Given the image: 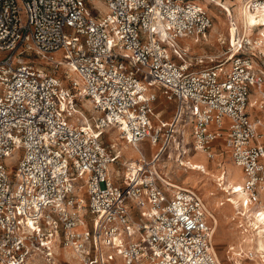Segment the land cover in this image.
<instances>
[{"label": "built area", "instance_id": "built-area-1", "mask_svg": "<svg viewBox=\"0 0 264 264\" xmlns=\"http://www.w3.org/2000/svg\"><path fill=\"white\" fill-rule=\"evenodd\" d=\"M92 1L104 8L0 0V264H57V249L79 264H221L205 200L173 187L159 165L182 143L190 146L183 155L208 161L225 149L245 178L244 207L259 209L261 44L234 30L231 46L212 58L190 56L183 42H209L213 17L195 3L259 18L264 0ZM36 60L62 68L68 85ZM163 101L175 105L169 121L155 113ZM111 129L140 155L115 178L120 154L103 142ZM144 144L157 152L147 158Z\"/></svg>", "mask_w": 264, "mask_h": 264}, {"label": "rangeland", "instance_id": "rangeland-1", "mask_svg": "<svg viewBox=\"0 0 264 264\" xmlns=\"http://www.w3.org/2000/svg\"><path fill=\"white\" fill-rule=\"evenodd\" d=\"M90 2L94 3L92 0H90ZM94 4L99 9L104 8L103 5L99 2H95ZM195 4L208 10L209 14L213 17L214 25L212 30L209 32V42L207 44L197 46L193 44V42L188 40H185L183 42L184 44L190 43L191 46H193L190 56L193 57L208 56L213 58L214 56L223 55L227 51V48L231 46L232 32L234 30L242 31L240 29V24L238 23V21L234 16V12H233L234 8L230 9L231 10L230 16H227V13L226 11H224V9L216 5H210L206 1H202V4L199 3H195ZM258 29L252 31L253 32L252 35L254 36V39H255V35L259 31ZM33 58L34 56H32L31 54H27L26 56L27 60H31ZM55 58H58V56L56 55ZM36 63L38 65H42L43 67H46V69L51 73H56L55 75H57L63 81H65V85H68V79L65 76L64 70L62 68H58L57 70H54L52 66H49L51 64H54V62H49V64L46 65L47 64L46 61L41 62V60H36ZM80 104H81L80 106H83L86 110H90L89 103L84 101V103L80 102ZM161 112H163V114L161 115L160 120L168 121L174 115L175 112L174 103H170L166 101L160 103L156 107L155 113H161ZM157 123L158 121H156L155 125H157ZM187 136H188V132H187ZM188 141L189 143H191L190 136L188 138ZM103 142L105 143V145L111 147L113 149L112 150L113 152L120 154L119 163L116 164L115 166L116 169L112 168L111 170L112 176L114 178H115L116 170L120 171L122 174L123 171L125 170L124 164L131 161H135L136 159L139 158V155L136 153V151L129 146L127 141L121 138L120 134L115 129L108 130L103 134ZM141 148L145 153H147V158H150L152 153L157 152V148L154 147L150 148L147 144L142 145ZM183 148H187L190 150V146L188 144L184 145V143H182V147L180 150H176V148H172V149L169 148L161 157L159 171L161 172L163 177H165L168 181H170V183H176L185 188H192L194 183L199 185H202L203 183H207L210 187V192H215L218 194L216 197L209 196L208 192L203 193L197 190L195 191H197L201 195V197L205 200L208 209H210L212 213H214L216 220H218L219 222V225L215 229V233L213 236L214 238L213 244L218 252V255L222 263L235 264V260H238L241 264H258L256 260L255 261L247 260L249 256L248 254L253 256L255 254V250L252 247L253 244H249V245L244 244L243 247H241V244L239 245L238 241L236 240V236H238V234L239 235L241 234L238 232L235 235L234 232L236 231L235 230L236 225L235 223H231L229 221V219L233 217L235 213V209L232 210V208H229L228 205L226 207L216 209L217 202L219 201V199L225 200L226 198V195L223 192L216 191L221 189L218 187V182L216 180L206 178L200 172H195L192 170H188L187 168L180 167V163L181 160L187 162L190 161L191 158L196 159L198 161L201 159H206L208 162V169L211 172L217 174L218 177L220 176L221 171L224 172L226 171L229 177L237 180H240L241 177H243L242 171L237 167H235L231 154L225 149H221L219 151L218 156L214 160L208 161V159L204 155L201 154L199 155L194 151L192 152L190 151V153H188L187 155H183L182 152ZM17 157L18 155H15L12 159L7 161L6 164L12 168L17 164ZM219 164L221 165L220 169L218 167ZM262 195H264V193ZM261 200H262V196H261ZM210 223H212L211 224L212 226L214 225L213 221H210ZM248 234L242 233L241 236L248 235L251 236L250 238H252L253 240L255 239L256 233L254 232L253 228L249 230ZM239 248L243 249L242 256L245 255L247 256L241 259L239 258L235 259L233 253H236ZM248 249H252V251ZM57 254H58L57 264H79L77 260L73 259L71 256L68 257L66 253L63 252V250L61 249H57ZM28 264H44V263L40 259H35L29 262ZM115 264H122V262L118 260Z\"/></svg>", "mask_w": 264, "mask_h": 264}, {"label": "bare ground", "instance_id": "bare-ground-1", "mask_svg": "<svg viewBox=\"0 0 264 264\" xmlns=\"http://www.w3.org/2000/svg\"><path fill=\"white\" fill-rule=\"evenodd\" d=\"M205 7H207V6H205ZM233 12H234V16H235L236 20L240 24V29L242 31H243V29H245V34L249 35L250 37L253 36L252 31L254 30V27H260L264 24V16H260L258 18L257 16H255L251 13L243 11V9L239 6L234 7ZM254 40L256 43L261 44V46L259 47L260 52H264V28H259V31L255 35ZM85 102L89 103V105H90L89 101H85ZM184 135L187 136V131L185 132ZM118 140H119V138H118ZM136 153L139 155V153L137 151H136ZM198 154L200 155L201 153H198ZM201 155H204L206 157L205 154H201ZM139 158H140V155H139ZM180 167H184V168H187L188 170H192L195 172H200L206 178L216 180L218 182V187L221 189L216 190V191L223 192L226 195V198H225V200L219 199V201L217 202V208L216 209L226 207L227 205L229 208H232V210L235 209V213H234L233 217H231L229 220L231 223H235V225H236L235 230L237 232L236 231L234 232L235 235L238 232L241 235H242V233L248 234L249 230H251L253 228L254 232L256 233L254 240L252 238H250L251 236H248L249 234L243 235V236L238 234V236H236V240L238 241L239 245L241 244V247H243L244 244H246V245L253 244L252 247L255 250V254H254V256L248 254L249 256H248L247 260H250V261L256 260L258 264H264V202H263V195H262V201H261V204L259 206V209L255 208L254 206L244 207V203L248 199L247 194L244 191H242V187L244 185V180H245L244 175H243V177H241L240 180H237V179L229 177V175L227 174L226 171L225 172L221 171V174L218 177L217 174L211 172L208 169V162L206 159H201L198 161L196 159L191 158V160L187 161V162L181 160ZM218 167L220 169L221 165L219 164ZM235 167L240 169L236 165H235ZM172 169H173V167H172ZM223 172L225 173L224 177H222V174H224ZM171 185L175 188H185V187H182L176 183H171ZM185 189H193V190H197V191H200L203 193L208 192L209 196H211V197H216L218 195L215 192H210V187L207 183H203L202 185L194 183L192 188H185ZM258 211H261V213L258 214ZM209 213L211 216V220L214 222L215 229H216L219 225V222H218V220H216L214 213H212V211L210 209H209ZM248 250L252 251V249H248ZM215 251L217 253V256H218L220 263L223 264L216 249H215ZM63 252H65L68 257L71 256L73 259L77 260L74 256V254L72 252H70L69 250L64 249ZM242 252H243V249L239 248L236 253H233V256L235 257V259H238V258L241 259V258L247 256V255L242 256ZM77 262H78V260H77ZM235 264H241V263L238 260H235Z\"/></svg>", "mask_w": 264, "mask_h": 264}, {"label": "crops", "instance_id": "crops-1", "mask_svg": "<svg viewBox=\"0 0 264 264\" xmlns=\"http://www.w3.org/2000/svg\"><path fill=\"white\" fill-rule=\"evenodd\" d=\"M171 118H172V117H171ZM171 118H170V119H171ZM170 119H169V120H170ZM169 120H168V121H169ZM263 200H264V195H263ZM263 202H264V201H263ZM229 220H230V219H229Z\"/></svg>", "mask_w": 264, "mask_h": 264}]
</instances>
